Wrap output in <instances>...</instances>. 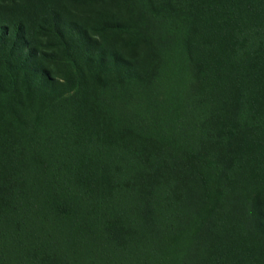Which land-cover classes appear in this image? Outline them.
<instances>
[{"label": "trees", "instance_id": "16d2710c", "mask_svg": "<svg viewBox=\"0 0 264 264\" xmlns=\"http://www.w3.org/2000/svg\"><path fill=\"white\" fill-rule=\"evenodd\" d=\"M0 11V264H264V0Z\"/></svg>", "mask_w": 264, "mask_h": 264}, {"label": "rangeland", "instance_id": "374dc122", "mask_svg": "<svg viewBox=\"0 0 264 264\" xmlns=\"http://www.w3.org/2000/svg\"><path fill=\"white\" fill-rule=\"evenodd\" d=\"M10 14L12 16L16 15L19 18L26 19L27 17H29L28 15H30L31 13L29 12V10H23V9L19 8V6H18V7H15V9L13 10V12H11ZM8 17H9L8 14H5L2 11H0V21H1L2 18H4L5 21H7L8 20ZM65 17L66 18H70V19H74V18L78 17V15L73 16V15H70V14L67 13L65 15ZM79 21H81V23L84 24V20L81 19ZM29 30H30V28H27L26 35H29L30 36V32H28Z\"/></svg>", "mask_w": 264, "mask_h": 264}]
</instances>
